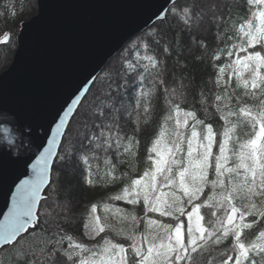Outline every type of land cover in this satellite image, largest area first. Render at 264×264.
<instances>
[{"label": "snow or ice", "instance_id": "6c2138e0", "mask_svg": "<svg viewBox=\"0 0 264 264\" xmlns=\"http://www.w3.org/2000/svg\"><path fill=\"white\" fill-rule=\"evenodd\" d=\"M258 2L264 3V0ZM6 7L13 18L23 15L24 10L17 11L12 0ZM195 10L196 0H183L172 14L184 28H190ZM260 15L264 17V12ZM157 28L158 31L148 34L147 40L131 46L130 51H135L131 56L126 54L122 57L120 68L115 73L109 71L97 78L101 87L94 101L83 112L82 126L86 131L76 156L87 169L86 182L94 186V178L100 176V172L98 168H93L90 161L99 159V153L107 154L113 150L129 153L131 147L138 144L136 133L139 128L125 131L121 124L123 113H127L129 119L135 116L138 121L147 117L153 89L165 84L167 59H175L177 65L188 72L189 84L181 99H176L175 89L169 90L168 105L176 113L177 128L187 131L174 133L173 146L166 148L170 160L157 159L155 171H145L141 179L128 182L123 196L114 197L116 201L126 200L129 206L139 207L141 211L159 213V217L149 223L159 224L162 233L149 232L138 238L133 228L119 239L112 238L100 225V218L94 215L96 209L93 207L89 223L82 225L87 230L82 236L87 241H95L96 246L90 247L85 242H74V236L60 223L53 227L48 226L46 220H41L37 208L38 196L41 186L49 180L50 161L55 156L56 168L59 169L72 150L64 147L62 152H57V138L64 134L62 129L71 131L70 124L66 127L70 113L73 119L81 115L79 108L74 110L69 107L67 111L62 110V115L58 114L59 122L55 125L48 147L32 166L33 177L17 187L12 209L0 230V249L15 247L26 236H35L40 232L44 237L42 264H259L264 259V243L246 246L241 241L244 229H252L264 222V99L249 106L242 103V97H238L233 104L230 94L232 81L227 78L225 68L217 70L214 63L205 65L212 68V78L198 81L196 66L204 64L206 57L220 60L218 53L222 50L213 49L209 55L208 45L196 41L200 53L192 57L191 64L181 65L183 51H177L176 34L169 36L159 25ZM246 36L247 47H240L244 55L237 57L235 64L229 63L228 67L237 74L248 72V78L242 77L245 96L264 97V73L260 71L264 68V27L259 29V34L248 32ZM11 37V32L3 33L0 43H7ZM129 79L137 94L129 97L126 104ZM208 85L213 88L205 91ZM189 95L191 100H188ZM81 99L77 97L72 103L77 104ZM181 104L190 109L183 112L182 120ZM80 107H83L82 103ZM200 115L205 118L201 119ZM209 115L213 119H208ZM232 118L245 126L250 124L253 130L259 129L255 136L240 144L238 150H231L235 159L228 155L231 128L218 123L222 119L230 124ZM168 119L173 117L170 115ZM129 131L132 135L128 134ZM214 144L217 149L215 154ZM155 151L160 156L159 151ZM106 163L111 164L110 161ZM173 166L178 169L175 173ZM241 169L243 179L239 180ZM113 171H116L115 166L100 176V180L111 178L115 181L117 178L112 176ZM157 174L162 177L160 183L157 182ZM145 178L146 182L142 183ZM161 183L168 191L161 189ZM234 201H239V206ZM163 217L168 218L166 223L160 220ZM258 239L264 240V227L258 229ZM225 241H230V244L222 249ZM37 255L32 253V264H36Z\"/></svg>", "mask_w": 264, "mask_h": 264}, {"label": "trees", "instance_id": "16d2710c", "mask_svg": "<svg viewBox=\"0 0 264 264\" xmlns=\"http://www.w3.org/2000/svg\"><path fill=\"white\" fill-rule=\"evenodd\" d=\"M10 0H0V39H2V34L5 32H11L12 37L7 43H0V73L8 67V62L12 61L17 48V36L21 27V23L28 18H30L36 11V1L35 0H12L16 4V10L20 11L23 9V15H18L13 18L10 11L6 7ZM232 2V0H231ZM166 18L164 20L157 21L154 26L145 31L142 35L137 36L135 39L130 41L126 48L122 50L121 53L116 55L108 63L106 69L99 75L102 77L105 73L111 71L115 73L122 63V57L126 54L128 56L132 55L131 46L134 43L147 40L149 33L158 31L157 25L162 28L164 32H167L169 36L173 33L176 34V48L177 51L182 49L183 56L180 58L181 65L184 63H192V57L200 53V49L196 46V41H203L209 47V55L213 49H220L221 52L220 60H209L205 58L204 64H198L196 66L197 80H209L211 79L212 68L206 67L205 65L216 64L217 70L219 67H224L228 73V77L231 81V96L232 103L235 104V100L238 97H242V103H247L249 106H253L259 103L260 99L264 97H253L245 96V88L243 86V78H248V72H241L237 74L234 69L229 68L228 64H235L237 57H242L243 52L240 51V47L243 45L247 47L245 43L248 37L246 33L252 32V34H259V29L264 27V17H261V13L264 12V3H259L258 0H234L232 5L227 8L224 13V17L221 20L217 19L220 23L218 28L214 24L210 17L204 20V24L201 28L193 29L184 28L182 23L178 22L173 16L172 11L175 7L170 9ZM182 34V40H181ZM219 37V38H218ZM15 41V42H13ZM219 43V46L217 44ZM249 51L251 49L249 48ZM231 52L232 55L229 56L228 53ZM238 67V65L236 66ZM167 74L165 76V84L158 85L153 89L152 95L150 97L149 113L147 117H142L139 121L135 116L129 119L127 113H123L121 124L125 131L132 129L134 127L139 128V132L136 133V139L138 144L131 147L129 153L117 152L115 150L110 151L105 157L99 155V159L91 160L94 169H99L100 176H104L105 173L111 171V166H115L116 171L112 172V176L117 179L113 181L111 178L101 181L100 176L95 177V185H89L85 177L87 175V169L83 166L82 162L78 160L76 156L77 147L70 146L71 136L76 132L75 130L82 126L83 112L82 108L79 107L81 115L75 116L70 122L71 131H66L62 146L63 148L70 147L72 150L66 156L64 162L60 165V169L56 168V161L53 166V170L59 173L58 182H55L56 187V197L60 200V206L56 215L49 216L47 208L46 198L42 201L39 213L41 220H46L48 226H55L60 223L63 227L68 230L70 235L74 236V242H85L88 243L90 247H95V241H87L86 238L82 236L83 232H86L82 228L83 224L88 223L90 216L92 215L91 209L95 207V216L99 217V223L105 227L106 234L110 237L119 239L122 236L127 235L133 228L135 229L136 235L139 238L142 234H147L144 221L149 217H159V213H150L147 211H141L139 207L133 208L129 206L126 200L116 201L115 196H123V189L128 187V182L134 179H141L143 173L156 167L157 151L164 154L163 159L170 160L171 157L166 152V148H171L172 141L175 136L176 131L186 132L184 128H177L175 124L176 113L174 110L169 109L168 100L170 99L166 85L173 82L177 87V97L176 99L182 98V93L188 89L189 79L188 72L184 71L182 67L177 65V62L173 58L167 59ZM261 73H264V68L260 69ZM183 73V75H182ZM131 79H129V89L128 96L125 97L126 104L129 103V97L135 96L137 93L133 91L131 87ZM147 83V81H146ZM183 85V87H182ZM101 87L100 80L96 79V84L92 85L88 95L94 94L93 90L96 88V92ZM212 85H208L205 91L212 89ZM87 95V96H88ZM98 94H94V99ZM87 96L82 102L83 106L87 102ZM191 95L188 96V100H191ZM94 101V100H93ZM92 101V102H93ZM90 102V104L92 103ZM175 103V100H173ZM89 104V105H90ZM183 109L180 113L181 120L183 119V112L188 111L184 104H181ZM172 116L173 119L169 120L168 117ZM201 119L205 117L200 115ZM208 119H213V116L209 115ZM243 119V118H241ZM219 124H223L225 127L231 128V139L227 145L229 152L228 155L232 158V149H239L240 144L246 142L247 139L255 136L259 129L258 127L253 130L251 125L245 126L241 124L236 118H232L231 123L224 120H220ZM216 127V125H214ZM76 134V133H75ZM84 131L78 132L77 137L83 138ZM129 135L132 133L129 131ZM222 139V137H218ZM81 144V143H80ZM59 152H62L63 148ZM79 147V146H78ZM217 151L215 144L213 146V153ZM185 163H186V153ZM106 161H110L109 165ZM231 166V165H230ZM167 167V165H165ZM178 169L173 166V172L175 173ZM241 176L239 180L243 179V170L241 169ZM161 175L157 174V181L161 180ZM143 181V180H142ZM161 189L166 188L163 186ZM46 193L49 194L47 191ZM159 193H157L158 195ZM212 195V193H209ZM66 201L64 207L62 201ZM239 206V201H234ZM63 205V206H62ZM45 206V210L43 209ZM108 207H113L108 212L102 210ZM147 205H145V208ZM107 212V213H106ZM117 212L120 214L119 218ZM46 215V216H45ZM47 217V218H46ZM135 217V219H133ZM119 220L116 223V220ZM162 222L168 221L167 217L160 218ZM207 219V218H206ZM250 219V218H249ZM108 221V222H107ZM107 222V223H106ZM264 227V222L261 225L254 226L252 229H245V244L246 246L250 243H264V240L258 239V229ZM101 235H105L102 233ZM43 236L40 232H37L35 236H26L22 239L19 244L15 247L8 246L4 248L0 254V264H32L34 257L33 252L38 255L35 257L36 264H42L44 260L45 253L42 251L44 247L42 241ZM99 238V237H98ZM230 241H225L223 247L229 246ZM27 257V260L25 259ZM259 264H264V259L259 261Z\"/></svg>", "mask_w": 264, "mask_h": 264}, {"label": "water", "instance_id": "95a60500", "mask_svg": "<svg viewBox=\"0 0 264 264\" xmlns=\"http://www.w3.org/2000/svg\"><path fill=\"white\" fill-rule=\"evenodd\" d=\"M36 1L37 12L21 23L13 59L0 74V230L17 187L33 177L32 166L48 147L58 114L76 110L110 59L165 19L180 0ZM77 97L81 101L73 104ZM72 117L70 113L66 127ZM61 132L57 152L66 129ZM55 161L54 156L38 210Z\"/></svg>", "mask_w": 264, "mask_h": 264}, {"label": "rangeland", "instance_id": "374dc122", "mask_svg": "<svg viewBox=\"0 0 264 264\" xmlns=\"http://www.w3.org/2000/svg\"><path fill=\"white\" fill-rule=\"evenodd\" d=\"M36 1V0H35ZM233 1L234 0H232V2H231V0H196V10H195V15H194V17H193V20H192V22H191V27H193V29H198V28H201L202 27V25L204 24V20H206V19H208L207 17H210V19H212L213 20V22H214V24L216 25V27L218 28V26H220V23L217 21V19L219 18L220 20H221V18H223L224 17V13L226 12V10H227V8H229L231 5H232V3H233ZM183 2V0H180L179 2H177V3H175L171 8L173 9L174 7H175V9H176V7L178 6V4L179 3H182ZM170 11V10H169ZM36 12H37V1H36V11H35V13L34 14H36ZM33 14V15H34ZM32 15V16H33ZM31 16V17H32ZM218 19V20H219ZM164 20V19H163ZM154 26V25H153ZM152 27V26H151ZM151 27H149L148 29H150ZM147 29V30H148ZM147 30H145V31H147ZM145 31H143V32H141L140 34H138L137 36H139V35H142ZM136 36V37H137ZM135 37V38H136ZM134 38V39H135ZM133 40V39H132ZM131 40V41H132ZM128 45V44H127ZM126 45V46H127ZM126 46L124 47V49L126 48ZM219 46V43L217 44V46L216 47H218ZM124 49H122V50H124ZM122 50L119 52V53H121L122 52ZM118 53V54H119ZM117 54V55H118ZM9 64H8V66L10 65V63H11V61H9L8 62ZM107 67V66H106ZM106 67H105V69H106ZM239 67V66H238ZM7 68V67H6ZM5 68V69H6ZM104 69V70H105ZM103 70V71H104ZM102 71V72H103ZM245 72H247V71H244V73ZM2 73V72H1ZM0 73V74H1ZM101 75V74H100ZM98 78V77H97ZM166 87H167V92H168V95H169V90H171V89H175L176 90V93H177V87H176V85L173 83V82H170L169 84H167L166 85ZM99 89H100V87H99ZM99 89L97 90V92H96V88H94V90H93V92H94V94L95 93H97L98 94V91H99ZM94 94L93 93H91L90 95H88L87 96V102L84 104V106H83V108H82V112H84L88 107H89V104H90V102H92L93 100H94ZM85 99V98H84ZM84 101V100H83ZM82 101V102H83ZM81 102V103H82ZM81 103H80V105H81ZM80 105H79V107H80ZM73 118V117H72ZM72 120V119H71ZM71 122V121H70ZM78 129H76L75 131V133L71 136V139H70V146L71 145H73V146H75V147H77L78 149H80L81 148V141H82V139L80 138H78L77 137V134H78V132L80 133L81 131H84V133H85V131H86V129L83 127V126H80L79 127V130L80 131H77ZM62 146V145H61ZM79 146V147H78ZM66 147V146H65ZM62 148H63V146H62ZM61 149V148H60ZM99 155L100 156H103V157H105L106 156V154H104V153H99ZM160 156L161 157H158L157 159H161L162 157H165L164 156V154H162V152H161V154H160ZM163 159V158H162ZM151 167V166H150ZM148 168V170L147 171H155V169L154 168ZM60 169V168H59ZM58 175H59V173L57 172V170L56 171H54V170H52V177H51V183H50V185H49V187L47 188V190H46V192L48 191L49 192V194L48 193H46L45 192V198H46V200H47V210H48V215L51 217V216H53V215H56V214H54V213H56L57 212V210H58V206H60V200H58L57 199V197H56V192H55V190H56V187H55V182L57 181L58 182ZM146 179L147 178H145V179H143V181H142V183H145L146 182ZM161 180H162V178H161ZM161 180H159V181H157L158 183H160L161 182ZM160 186L162 187L163 186V184L161 183L160 184ZM163 191H165L164 189H162ZM166 191H168V190H166ZM159 195V194H158ZM63 202V205H64V207H66V205H65V203H66V201H62ZM62 205V206H63ZM43 206V204L41 205V207ZM40 207V208H41ZM105 208V207H104ZM44 210H45V206H44V208H43ZM110 209H113V207L111 208V207H108V208H105V209H102V210H106L107 212L110 210ZM106 212V213H107ZM117 215H118V218L120 217L119 215V213L117 212ZM46 216V215H45ZM47 218V217H46ZM118 218H117V220H116V223H118L119 222V220H118ZM157 219V217H149V218H146V220L144 221V225H145V229H146V226H147V229H146V233L148 234L149 232H152L153 234H155V232H157V231H159V232H161L162 233V229H160V227H159V224H156V225H153V224H151V223H149V221L150 220H156ZM161 220V219H160ZM162 221V220H161ZM108 222V221H107ZM106 222V223H107ZM164 222V221H163ZM167 222V221H166ZM88 223H89V221H88ZM165 223V222H164ZM202 223H203V221H202ZM101 224V223H100ZM87 231V230H86ZM245 229L243 230V232H242V234H241V241L242 242H244L245 243ZM1 252H2V250L0 251V254H1Z\"/></svg>", "mask_w": 264, "mask_h": 264}, {"label": "bare ground", "instance_id": "6f19581e", "mask_svg": "<svg viewBox=\"0 0 264 264\" xmlns=\"http://www.w3.org/2000/svg\"><path fill=\"white\" fill-rule=\"evenodd\" d=\"M116 55H117V54H116ZM116 55H115V56H116ZM110 60H111V59H110ZM98 77H99V76H98ZM92 85H93V84H92ZM89 89H90V88H89ZM88 92H89V91H88ZM78 108H79V107H78ZM78 108H77V109H78Z\"/></svg>", "mask_w": 264, "mask_h": 264}]
</instances>
